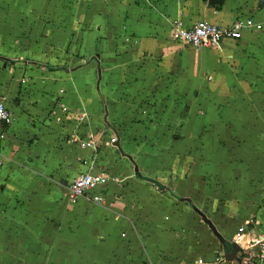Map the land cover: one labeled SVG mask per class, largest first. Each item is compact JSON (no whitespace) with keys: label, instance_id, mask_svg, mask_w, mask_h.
Segmentation results:
<instances>
[{"label":"crops","instance_id":"0c3cea01","mask_svg":"<svg viewBox=\"0 0 264 264\" xmlns=\"http://www.w3.org/2000/svg\"><path fill=\"white\" fill-rule=\"evenodd\" d=\"M242 17L263 21L264 7L258 0L213 3L211 0H0V63L10 75L0 79V92L8 97V106L15 117L10 125L0 124V230L3 228L10 235L12 232L23 234L29 242L21 245L29 252L39 248L50 252L49 249L63 247L58 252L60 255L66 254L70 247L77 254L85 248V252L90 251L94 264H133L136 259L139 264H243L250 249L243 250L240 246L237 257L228 261L223 245L226 241L236 242L238 231L245 234L243 243L264 234V29H245L241 39L225 40L214 48L223 56L224 66L230 60L236 61V75L244 77L241 80L244 83L234 87L208 85L202 91L203 100L192 101L186 126L182 127L186 131H181L182 136L176 142L186 140L193 175L175 182L172 179L166 183L150 174L156 171L159 175L161 171L153 158L159 152L153 147L151 151L140 147L142 151L137 154L125 144L120 147L121 156L117 155L114 149L123 140L116 128L112 130L115 110L108 104L109 113L102 129L95 126L94 113L82 96H75L80 92L82 81H75L72 86L75 103L62 99L55 107L52 100V105H46L47 100H43L41 105L27 107L26 98H22L24 93L19 90L24 75L34 74L38 75L39 85L57 89L63 86V80L58 84L51 78L61 75L49 74L68 72V67L51 66L42 60L50 58L52 44L66 42L72 36L73 43L81 39L83 23L89 22L96 47L107 44L115 57L122 59L120 71L127 60L139 61L140 84L143 81L152 91L174 92L177 53L187 44L172 39L173 20L201 19L228 25ZM67 28L75 31L68 34ZM100 37L103 40L99 44ZM90 59L73 70L95 61V89L102 95L109 72L99 55L92 54ZM250 77L253 80L247 82ZM208 92L215 93L212 100L207 98ZM222 92L238 93L237 98L225 101ZM16 98L18 105H14ZM62 106L68 111L64 112ZM30 107L34 115L30 119L46 112V107L49 108L46 113L51 114L44 125L34 121L32 130L24 131ZM83 112H87L86 118L79 123L78 115ZM107 123H110L108 127ZM90 132L100 140L97 149L82 147L74 140L75 135L86 139ZM31 135L27 141L25 138ZM111 137H117V141L111 143ZM135 163L141 175L135 170ZM90 170H106L117 181L106 187L107 204L101 205V210L91 211L86 219L87 230L74 234L76 244L70 241L68 245L66 222L63 215H57L60 207L52 208L51 201L44 199L46 205L42 202L37 207L41 209L40 215H35V204L40 203L34 198L35 192L27 189L61 187L66 195L68 184ZM199 171L207 178H199ZM143 186L151 190V194L140 198L145 203L151 197L156 203L163 199L169 202L166 194L174 201L165 206L161 203L158 213L149 214L145 210L144 221L139 225L136 219L133 221L129 215L119 213L116 206L124 190ZM89 202L95 203L80 197L73 206L91 207L93 204ZM148 215L158 216L155 227L148 226L152 221ZM56 226L59 243L51 246V230ZM129 241L134 245H128ZM217 257L224 259L216 261ZM0 264L9 262L4 258Z\"/></svg>","mask_w":264,"mask_h":264},{"label":"rangeland","instance_id":"374dc122","mask_svg":"<svg viewBox=\"0 0 264 264\" xmlns=\"http://www.w3.org/2000/svg\"><path fill=\"white\" fill-rule=\"evenodd\" d=\"M81 30V39L79 38L73 43L71 40L72 36L70 39H66V42L52 44L53 48L49 55L50 58L48 60H42L44 63L50 64L51 66L64 65L68 67V72L54 71L56 74L48 73L50 76L61 75V77L51 78L52 80L55 78V83L58 84L60 80H63V86H59L57 89V87L39 85L37 80L38 75H24L22 81H20L19 90L21 93H24V97L22 98H26L27 107L37 104L41 105L43 100H47L46 105H52L50 104L52 100L54 102L53 107H55L62 99H66L68 103H75V96H82L83 101L87 104V108L94 113L93 117L94 121H96L95 126L102 129L106 115L109 113V111H107L109 109L108 104H111L110 108L113 106L112 110H115L114 118L112 117L113 120L111 121V124L114 126L112 130L115 131L116 128L118 136L123 140L122 143L117 145L116 149H114L118 156H121L120 147H124L125 144L128 149L130 148V150H133L137 154L142 151H139L140 147L146 151H151V147H153L154 151L159 152V154L153 158L155 162L158 163L161 171L158 175L156 171L152 172L150 170L151 175L166 183L172 181V179H174L175 182L179 179L182 180L187 177H192V162H190L187 157L186 140L180 141L179 143L176 141L178 139L180 140V136H182L181 131H186V127H182L184 125L186 126L184 123L186 122V115L190 111L192 101L203 100L205 93L202 91L206 86L220 85L234 87L244 83L241 82L244 77L236 75V61L230 60L228 61L229 65L224 66L222 64L224 60L223 56L217 49H200L185 45L180 48L177 53L179 59L177 70L174 69V73L177 72V74H174V92H166L159 89L152 91L146 84L144 85L143 81L140 84L139 78L141 75L139 72V61L133 62L132 60H127L120 71L119 63L122 59L116 58L114 52L107 44L102 45V37L99 38V44L101 43L100 46L98 45V47H96L94 44L95 38L92 35L93 33H91V24H89V22H84ZM66 31L70 34L74 32L75 29L67 28ZM92 54L99 55V58L102 59V63L104 64V68H106V70L108 69L109 72L106 79L108 81L103 84V90H101L102 95L95 89L97 80L95 61H92V65L88 64L80 70H76L77 72L73 70V68L80 63L82 64L86 61H90ZM101 66L103 68V65ZM130 69H133V72H130ZM7 72L9 73V70ZM8 73L5 72L4 66L2 67L0 63V79L7 76L9 77L10 75H8ZM25 79H27V81L23 83ZM247 80V82H251L253 79L250 77V79ZM75 81H82L80 84V92L79 94L76 93V95L72 91V86L76 83ZM262 82H264V79ZM207 94L209 95L207 98L212 100L215 93L208 92ZM221 94L225 96V101L229 100L232 102L236 100L237 97H235V95L238 93L222 92ZM17 99L18 98L14 99V105H18L16 103ZM31 109L30 107L27 110L29 112L27 115L28 126L26 123L24 131H27V129L32 130L31 125L34 121H38L44 125L46 119H48V116L51 114V112L48 114L46 113L49 109L46 107L44 110L46 112L30 119L34 117L30 112ZM84 113L87 115V112ZM77 120L79 121V117ZM109 124L110 123H107L106 126L108 127ZM30 137H32V135L25 139L27 140ZM183 137L185 138L186 136L184 135ZM144 146H146V148H143ZM203 174L204 172L199 171V178L206 179L207 177L203 176ZM131 179H134V177H131ZM210 179L212 180V178ZM137 188L124 190V192H122L123 194H120L122 200L120 199L121 202H119L120 204L116 207L119 213L129 215L130 219L133 221L136 219L139 225L144 221L143 214L145 210L147 213L149 211V214H152L154 211L158 213L161 203L165 206L167 203H172V201H174L170 195L166 194L169 202L163 199L156 203L153 201L154 197H151V200L145 203L140 198L147 193L151 194L150 188L148 189L144 186ZM41 190L44 192L43 194L40 192ZM15 191L18 192L19 190L15 189ZM27 191L30 193L31 191L35 192L36 196L34 198L40 203L35 204V215H40L39 212L41 209L37 207L39 205L42 206V202L45 204L47 200L51 201L50 207H60L57 215H63L62 218L66 222L64 229L66 230L65 237L66 244L68 245H70V243H68L70 241L76 244V236L74 234L78 233L81 229L87 230L85 224L88 221L86 219L91 211L101 210V208H103L101 205H97L93 202H89L91 205L93 204L91 207L85 204H77L74 207L75 201H67V197H65L66 195L64 193L65 190L61 187L51 189L33 188L27 189ZM139 191L142 193H138ZM114 204H117V201ZM73 207L74 209H72ZM168 212L171 213V210ZM8 215H11V213L9 212ZM148 217L152 220L148 226L151 228L153 226L155 227L158 222L156 219L158 216L148 215ZM165 219L167 220L168 216H165ZM5 222L2 221L3 224ZM165 224L166 223L163 222V225ZM36 226L41 228L39 224H36ZM58 230L57 226L53 227L51 230V246H54L55 243H59L57 240ZM133 230L135 229L133 228ZM4 231L3 228L0 230V259L5 258L9 264H76V261L77 264H94L91 260L90 251L87 250L85 252V248L79 250V253L77 251V254L70 247L67 249L66 254L60 255L58 252L62 251L63 247H61V249H57V247L56 249H49L50 252L43 251L40 248L38 251L29 252L25 250V246L21 245L29 242L25 240L26 238L22 236L23 234L19 235L12 232L10 235L5 231L7 234L5 237ZM18 232H22V230ZM36 232L39 233L38 229ZM39 242H41V244L43 243L42 237ZM87 243H90L89 240ZM128 245H134V242L132 243V241H129ZM5 248L9 249L11 252L3 251ZM59 256L61 257L60 259ZM133 264H139V260L136 259Z\"/></svg>","mask_w":264,"mask_h":264},{"label":"built area","instance_id":"2783aa9c","mask_svg":"<svg viewBox=\"0 0 264 264\" xmlns=\"http://www.w3.org/2000/svg\"><path fill=\"white\" fill-rule=\"evenodd\" d=\"M258 1L264 7V0ZM248 28L263 30L264 20L256 21L251 17H242L235 19L231 24L224 25L201 19L187 22L183 18H176L172 22L171 37L175 42L191 45L195 48H215L225 40L236 41L241 39L245 29ZM62 110L67 112L68 108L62 106ZM78 117L79 123H81L86 118V114L84 112L80 113ZM14 119V114L8 106V97L0 92V124L10 125ZM1 137H3V134H1ZM74 140L79 142L82 147L94 149H97L100 144L96 134L91 132L88 133L86 139L75 135ZM115 141H117V137H111L110 142L114 143ZM112 181H117V178L106 170L83 172L68 184L66 195L71 201H76L80 197H87L95 203L104 205L108 202L106 187ZM244 235L242 231L236 233V242L243 250L250 249L243 258V264H264V234L252 237L243 243L241 239ZM223 259V257H217L216 261H222Z\"/></svg>","mask_w":264,"mask_h":264},{"label":"water","instance_id":"95a60500","mask_svg":"<svg viewBox=\"0 0 264 264\" xmlns=\"http://www.w3.org/2000/svg\"><path fill=\"white\" fill-rule=\"evenodd\" d=\"M221 0H211V3L213 2H220ZM98 71H99V75L101 76V67L100 65L98 66ZM101 78V77H100ZM98 88H99V83H98ZM130 158H132V156H129ZM135 170L138 171V175H141V173L139 172V167L138 165L135 163ZM224 250H225V258L228 261L234 260L238 253L241 251V247L237 242H229L226 241L224 242Z\"/></svg>","mask_w":264,"mask_h":264},{"label":"trees","instance_id":"16d2710c","mask_svg":"<svg viewBox=\"0 0 264 264\" xmlns=\"http://www.w3.org/2000/svg\"><path fill=\"white\" fill-rule=\"evenodd\" d=\"M146 178V177H145ZM146 179H148V178H146Z\"/></svg>","mask_w":264,"mask_h":264}]
</instances>
